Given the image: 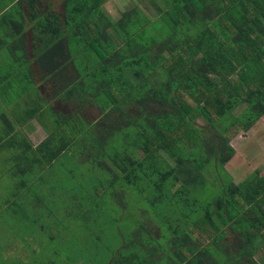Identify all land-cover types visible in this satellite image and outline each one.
<instances>
[{
	"label": "trees",
	"instance_id": "1",
	"mask_svg": "<svg viewBox=\"0 0 264 264\" xmlns=\"http://www.w3.org/2000/svg\"><path fill=\"white\" fill-rule=\"evenodd\" d=\"M75 1L71 33L101 62L77 68L71 92L84 105L59 155L68 149L105 171L112 162L129 184L154 188L140 195L159 236L139 222L138 250L117 247L105 264H264V174L236 183L226 172L233 140L264 117V0H149L156 14L136 4L118 20L103 9L109 0ZM129 136L142 157L130 154ZM228 229L237 247L222 262Z\"/></svg>",
	"mask_w": 264,
	"mask_h": 264
},
{
	"label": "crops",
	"instance_id": "2",
	"mask_svg": "<svg viewBox=\"0 0 264 264\" xmlns=\"http://www.w3.org/2000/svg\"><path fill=\"white\" fill-rule=\"evenodd\" d=\"M113 1L116 10L127 0L103 9ZM75 8V0H0V235L16 244L60 234L50 199L71 172L66 165L60 175V160L74 155L59 148L74 143L75 112L84 105L71 92L80 78L75 48H90L71 33ZM82 111L96 118L90 105Z\"/></svg>",
	"mask_w": 264,
	"mask_h": 264
},
{
	"label": "rangeland",
	"instance_id": "3",
	"mask_svg": "<svg viewBox=\"0 0 264 264\" xmlns=\"http://www.w3.org/2000/svg\"><path fill=\"white\" fill-rule=\"evenodd\" d=\"M114 4L115 1L111 5L108 4L105 11L115 17V20L122 17L120 8L122 12L136 4H142L148 11L156 14L152 1H117L119 8L116 10L112 7ZM75 53L77 65L82 70L90 64L93 65L92 58L95 63L101 62L94 52L92 57L91 49L79 48L76 45ZM88 56L91 57L90 64H82ZM241 111L242 109H239L235 114L239 115ZM99 113L97 108L92 109L93 116L97 117ZM126 113L135 118L139 117L141 111L137 104H129ZM117 118V122L121 123L125 119L120 110L117 112ZM197 122L203 124L205 120L200 117ZM129 137L128 142L132 148L130 154L137 158L142 157L143 152L135 138ZM232 145L236 149V155L226 165V172L236 183L257 169L264 174V117L248 133H240ZM68 161L67 164L65 160H60V175L66 165L71 172L66 177H60V180H65V184L60 186L50 199L52 217L60 219L59 224L55 225L60 234L45 232L40 235L43 236L42 241L19 242L28 246L27 249L21 250L14 249L19 243L5 240V236L0 235V264H105L117 247L130 245L131 250H138L140 243L147 238L141 229L138 230L139 222L150 227L155 236H159L157 220L152 214V204L150 206L149 201L142 199L140 195V191L146 188L145 197H153V187L146 182L129 184L123 171H117L118 168L112 162H107L108 171H105L95 167L89 160L82 159L79 154ZM111 170L116 171L112 173ZM221 174L224 176L223 172ZM98 190L101 192L98 193ZM157 212H161V215L162 208ZM234 239V234L228 229L222 241L223 250L218 254V259L222 262L227 257H234L233 252L237 247L233 245ZM247 264H252V261L248 260Z\"/></svg>",
	"mask_w": 264,
	"mask_h": 264
}]
</instances>
